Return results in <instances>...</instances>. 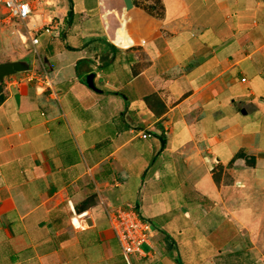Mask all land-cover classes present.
I'll use <instances>...</instances> for the list:
<instances>
[{"label": "crops", "instance_id": "0c3cea01", "mask_svg": "<svg viewBox=\"0 0 264 264\" xmlns=\"http://www.w3.org/2000/svg\"><path fill=\"white\" fill-rule=\"evenodd\" d=\"M49 2L59 37L0 32L54 84L7 81L0 264H264V0ZM118 207L152 223L141 253Z\"/></svg>", "mask_w": 264, "mask_h": 264}, {"label": "built area", "instance_id": "2783aa9c", "mask_svg": "<svg viewBox=\"0 0 264 264\" xmlns=\"http://www.w3.org/2000/svg\"><path fill=\"white\" fill-rule=\"evenodd\" d=\"M50 0H0V6L6 10V21L16 22L24 29V36L29 41L31 47L35 48L40 44L42 35L59 37L61 26L66 16L62 11H57L55 16L42 25L30 26L32 17L42 8L50 6ZM21 82L36 83L38 89L45 91L54 84L45 70L38 72L33 68H26L20 72ZM151 137L148 133H143L142 138ZM111 230L120 243L124 253L131 255L141 253L142 246L149 243L151 239L152 223L145 219L135 207H118L108 211Z\"/></svg>", "mask_w": 264, "mask_h": 264}, {"label": "rangeland", "instance_id": "374dc122", "mask_svg": "<svg viewBox=\"0 0 264 264\" xmlns=\"http://www.w3.org/2000/svg\"><path fill=\"white\" fill-rule=\"evenodd\" d=\"M50 4V2H49ZM6 10L2 9V7L0 6V32L2 31V34L3 36H5V39L7 41V46L8 44H10L9 42H13V40L15 41L17 38L19 39L20 43L21 44H24V46H26V48L29 50L31 49V46L28 45L29 47H27V44L26 41H27V38H23V33H25V29L18 23L16 22H8L6 21ZM33 19H31L30 21V26H33V25H38L41 23V17L39 16H33L32 17ZM43 36H41L42 38ZM29 42V41H28ZM1 43H0V52L2 51L1 50ZM6 47V45H5ZM10 48L8 49L5 48L4 51L5 52H1L0 53V64H5V65H10V64H13L15 63L14 61H12V59H14V56L9 54ZM29 68V67H27ZM21 69H22V64H21ZM20 75V72H17V73H8L7 75L4 74V71L2 69V65H0V80L4 77L6 78L5 80H1L0 83L4 84L5 86V92L8 93L9 90H7V81H10V79L13 77H16V76H19ZM4 92V94L6 95V93Z\"/></svg>", "mask_w": 264, "mask_h": 264}, {"label": "water", "instance_id": "95a60500", "mask_svg": "<svg viewBox=\"0 0 264 264\" xmlns=\"http://www.w3.org/2000/svg\"><path fill=\"white\" fill-rule=\"evenodd\" d=\"M2 69H3V71H4V74L5 75H7L8 73H15V72H21V71H23L24 69H21L20 67H19V65L18 64H10V65H2ZM243 113H245V110L243 111ZM87 223L89 224V225H91V219H88L87 220Z\"/></svg>", "mask_w": 264, "mask_h": 264}, {"label": "trees", "instance_id": "16d2710c", "mask_svg": "<svg viewBox=\"0 0 264 264\" xmlns=\"http://www.w3.org/2000/svg\"><path fill=\"white\" fill-rule=\"evenodd\" d=\"M73 15L72 13V10H70L69 12V16L71 17ZM85 63H88L87 61L85 60H82V61H79L78 64H77V72L80 73V66L82 64H85ZM5 86L4 84L0 83V106L3 104V102H5L6 100V95L4 94L5 92Z\"/></svg>", "mask_w": 264, "mask_h": 264}]
</instances>
